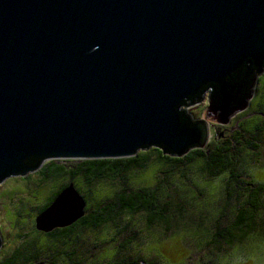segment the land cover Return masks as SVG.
<instances>
[{"label":"water","instance_id":"95a60500","mask_svg":"<svg viewBox=\"0 0 264 264\" xmlns=\"http://www.w3.org/2000/svg\"><path fill=\"white\" fill-rule=\"evenodd\" d=\"M263 73L264 0H0V186L52 160L205 149ZM85 208L71 182L34 227Z\"/></svg>","mask_w":264,"mask_h":264},{"label":"rangeland","instance_id":"374dc122","mask_svg":"<svg viewBox=\"0 0 264 264\" xmlns=\"http://www.w3.org/2000/svg\"><path fill=\"white\" fill-rule=\"evenodd\" d=\"M207 105L206 96L186 110L194 120L202 119ZM249 111L258 113L253 122L264 121V73L258 79L248 111L243 114L248 115ZM238 115L225 126L210 124L209 145H218L231 137L237 130ZM221 133L223 137H220ZM259 141L260 162L255 166L249 165L245 172L254 183L264 184L262 132ZM148 151L151 159L157 157L152 148ZM140 169L126 176V185L151 187L159 179L165 178L164 174H159L158 178V173L164 170L156 161ZM30 175L28 180L11 178L0 186V231L3 238L0 259L19 249L20 256L13 264H72L75 261H80L79 264H210L211 260L218 264H264V238L253 239L242 247L218 246L212 241L216 234L215 218L222 196V177L204 181L199 177L198 168H193L185 178L175 172L168 183H163L164 196L173 198L169 207L173 222L148 226L141 214H121L115 219V228L95 232L78 229L65 243L67 238L39 235L42 233L34 228L35 217L54 193L55 185H39L40 177L35 173ZM190 176L196 178L189 182ZM117 183H121V180ZM79 192L84 195L89 208L96 207L101 200L113 194L106 185L91 189L81 187ZM24 235H28V243H34V247L26 244Z\"/></svg>","mask_w":264,"mask_h":264},{"label":"trees","instance_id":"16d2710c","mask_svg":"<svg viewBox=\"0 0 264 264\" xmlns=\"http://www.w3.org/2000/svg\"><path fill=\"white\" fill-rule=\"evenodd\" d=\"M247 114L242 113L237 116V130L229 139L218 145L208 144L205 149H193L180 158L165 155L161 150L152 148L157 153L155 159H151L150 152L144 150L137 156L129 158L52 160L45 163L35 173L40 177L38 184L52 183L55 185V191L41 211L47 208L56 195L71 182L78 192L81 187L91 189L106 185L113 194L101 200L96 207L89 208L86 204L85 212L87 211L88 214L86 212L85 216L72 226L56 229L51 233L40 232L42 234L39 235L56 239L67 238L65 242L67 243L71 240L70 236L78 229L95 232L103 228H115L117 223L115 219L121 214L129 216L141 214L145 217L148 226L171 223L173 219L169 207L173 198L164 196L163 183H168V179L175 172L185 178L193 168H198L199 177L204 181L222 177V196L215 218L216 234L212 238L213 243L218 246L224 244L228 247L238 245L242 247L253 239L264 238V184L254 183L245 172L249 165L255 166L260 162L259 135L261 132L264 133V121H252L258 114L255 111H249ZM155 161L164 170L158 173V178L159 174H164V179H159L151 187L137 185L132 188L131 185L125 184L128 179L126 176L130 172H139L140 168ZM30 176L25 177V180L30 179ZM193 178L196 177L190 176L188 181L192 182ZM118 180H121L122 184L117 183ZM24 237L27 238V245L35 246L34 243H28V235ZM18 256L20 250L16 249L8 257L0 259V264H13ZM73 263L79 264L80 261ZM210 264L218 263L211 260Z\"/></svg>","mask_w":264,"mask_h":264},{"label":"flooded vegetation","instance_id":"af4514ba","mask_svg":"<svg viewBox=\"0 0 264 264\" xmlns=\"http://www.w3.org/2000/svg\"><path fill=\"white\" fill-rule=\"evenodd\" d=\"M244 113V112H243Z\"/></svg>","mask_w":264,"mask_h":264}]
</instances>
